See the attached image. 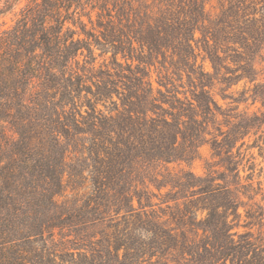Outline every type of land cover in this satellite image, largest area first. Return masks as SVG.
I'll list each match as a JSON object with an SVG mask.
<instances>
[{
    "label": "trees",
    "instance_id": "obj_1",
    "mask_svg": "<svg viewBox=\"0 0 264 264\" xmlns=\"http://www.w3.org/2000/svg\"><path fill=\"white\" fill-rule=\"evenodd\" d=\"M208 4L27 0L0 24V264H264V0Z\"/></svg>",
    "mask_w": 264,
    "mask_h": 264
},
{
    "label": "rangeland",
    "instance_id": "obj_2",
    "mask_svg": "<svg viewBox=\"0 0 264 264\" xmlns=\"http://www.w3.org/2000/svg\"><path fill=\"white\" fill-rule=\"evenodd\" d=\"M209 1V4L208 5H213V6H216L217 4V0H207ZM27 2V0H19V2H17L14 6V9H13V12H17L19 10L20 7L24 6V4ZM259 14L258 16L260 18H263L264 19V5H262L260 8H259ZM13 12L10 13V14H7V15H4V16H0V24L2 22H5L6 25L4 28L8 27L9 25L12 24V19H13ZM83 21L84 22H87V19L86 18H83ZM2 29V28H0ZM195 37L196 38H199L200 37V34L199 33H196L195 34ZM201 44V43H199ZM98 53V52H97ZM101 62V60L99 61ZM197 63H201V57L198 58L197 60ZM204 67L207 71H211V68H210V64L209 62H206L204 63ZM156 79V74L153 73L152 75V80L154 81ZM244 82L241 81L238 83L237 87L236 88H233V89H240L242 86H243ZM153 85L156 86V83L153 82ZM244 107V105H241L240 106V109H242ZM260 107L259 103H255L254 105L250 106L249 107V110L248 112H254L256 111L258 108ZM263 129V127L260 129V131L258 132V134L256 136H250L249 138H245V146L242 148V151L245 150L246 146H250L254 139L256 137H258L259 134H261V130ZM246 151V150H245ZM246 154L250 155V154H253L255 160H254V163L256 164V172H255V175L258 174V169L261 167L262 168V173L260 174V177H259V180L264 184V156L263 157H260L258 155V150L257 148H253V149H249L247 150ZM210 158V152H209V149L208 147H203L201 148V160H196L190 167V170L195 174V175H202L204 173V169H203V164H204V161L209 159ZM245 161H243V164H244ZM171 168H174L176 171L179 169L176 165H173V166H170ZM184 167V166H182ZM187 168V167H185ZM249 173V171L245 168L244 171H241V175L242 176H246L247 174ZM256 181V180H255ZM243 229L242 228H239V231H242Z\"/></svg>",
    "mask_w": 264,
    "mask_h": 264
}]
</instances>
